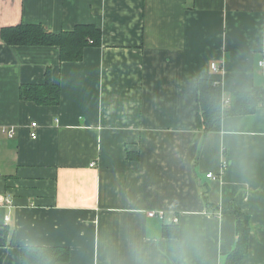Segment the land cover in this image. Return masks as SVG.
Here are the masks:
<instances>
[{
  "label": "crops",
  "instance_id": "obj_1",
  "mask_svg": "<svg viewBox=\"0 0 264 264\" xmlns=\"http://www.w3.org/2000/svg\"><path fill=\"white\" fill-rule=\"evenodd\" d=\"M20 23L91 24L101 44L61 63L0 40V264H20V246L67 247L59 264H224L229 209L249 218L239 264H264L263 103L215 133L196 124L199 80L225 105L264 89V0H0V29ZM46 69L59 104L20 100Z\"/></svg>",
  "mask_w": 264,
  "mask_h": 264
},
{
  "label": "trees",
  "instance_id": "obj_2",
  "mask_svg": "<svg viewBox=\"0 0 264 264\" xmlns=\"http://www.w3.org/2000/svg\"><path fill=\"white\" fill-rule=\"evenodd\" d=\"M0 40L7 46L54 47L61 63H77L83 58L88 47H99L101 30L91 24L76 25L72 30L53 32L41 24L20 23L0 29ZM19 99L37 106H56L61 99V90L46 69L44 82L23 84L19 88ZM264 102V89H254L247 93H233L228 105L222 102V89L219 82L208 79L197 83V129L204 134L218 132L225 116H245L255 112ZM209 206V204L207 203ZM228 210V209H227ZM226 210V212H227ZM235 216L237 243L224 264H239L246 256L249 218L239 210L229 209ZM163 236L176 238L177 226L165 225ZM20 264H59L69 260L67 247L20 246Z\"/></svg>",
  "mask_w": 264,
  "mask_h": 264
},
{
  "label": "built area",
  "instance_id": "obj_3",
  "mask_svg": "<svg viewBox=\"0 0 264 264\" xmlns=\"http://www.w3.org/2000/svg\"><path fill=\"white\" fill-rule=\"evenodd\" d=\"M259 66L264 70V60L259 62ZM211 69L213 71H218V68H217V66L214 63L211 64ZM263 106H264V102H263ZM36 126H37L36 123H31V125H30V128L32 129V131L30 132L29 136H30L31 139H36V137H37L36 131L34 130ZM3 133H5V132H3ZM6 136L11 138L13 136V132L12 131L8 132L6 134ZM206 177L210 178V179H215V177L211 173H208L206 175ZM6 201L8 203V200H6ZM149 216L150 217L157 216L158 218H163V213L162 212H159L157 214L150 213Z\"/></svg>",
  "mask_w": 264,
  "mask_h": 264
}]
</instances>
